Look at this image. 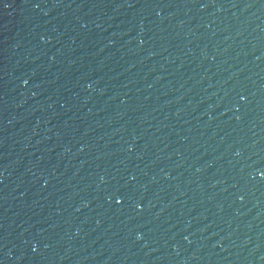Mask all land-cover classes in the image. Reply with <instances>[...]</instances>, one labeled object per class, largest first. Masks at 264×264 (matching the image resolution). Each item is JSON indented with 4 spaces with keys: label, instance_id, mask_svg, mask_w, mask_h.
<instances>
[{
    "label": "water",
    "instance_id": "water-1",
    "mask_svg": "<svg viewBox=\"0 0 264 264\" xmlns=\"http://www.w3.org/2000/svg\"><path fill=\"white\" fill-rule=\"evenodd\" d=\"M0 264H264V0H0Z\"/></svg>",
    "mask_w": 264,
    "mask_h": 264
}]
</instances>
